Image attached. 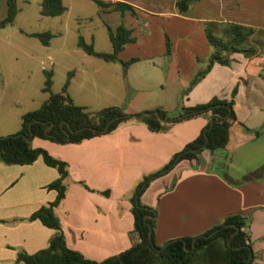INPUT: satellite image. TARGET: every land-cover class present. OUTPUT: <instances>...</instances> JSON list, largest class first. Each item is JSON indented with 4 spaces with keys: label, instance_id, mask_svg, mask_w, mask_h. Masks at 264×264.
Here are the masks:
<instances>
[{
    "label": "crops",
    "instance_id": "crops-1",
    "mask_svg": "<svg viewBox=\"0 0 264 264\" xmlns=\"http://www.w3.org/2000/svg\"><path fill=\"white\" fill-rule=\"evenodd\" d=\"M123 1L131 4L135 11L132 16L137 20L127 25L135 39L125 42L117 56L131 46L134 47L133 51L145 53L125 54L127 58L136 57L126 68L140 60L167 54L164 52L165 24L153 40L143 39L152 36V31L147 28L148 18L167 21L173 27L171 30L175 37L170 36L168 54L174 57L176 68L183 57L179 55V51L183 52L179 50L180 30L176 28L179 23H192L194 26L201 21L210 25L212 32L219 36L223 35L221 28L227 22L253 27L248 42L253 44L256 52L247 56L240 51H230L226 54L227 61H214L180 96L178 105L171 112L160 102V95L152 89V83L147 79L126 82L133 95L129 96L122 108L125 113L136 114L161 107L171 115L179 105L203 102L211 96L228 98L236 83L233 111L237 121L247 129L233 122L223 148L212 153L202 149L195 158L172 163L148 182L139 197L142 203L154 210L152 230L156 243L177 236L200 234L229 214L248 216L243 229L250 239V264H264V170L259 176L240 179L243 173L264 163V159H260L264 155V143L262 146L256 143L264 131V75L259 72L253 74L249 69L261 63L257 55V40L252 35H261L264 41V0H202L208 3L217 1L214 14L200 11L205 5H198L196 10L190 12L200 0H194L182 12L175 10L174 0H171L174 9L149 8L141 0ZM259 43L262 44L261 41ZM189 48L197 52L195 47ZM210 50L211 47H204L202 53L187 55L190 69L195 67L196 60L198 63L205 62ZM150 62L155 65L154 61ZM190 77L191 70L181 73L180 87H184ZM158 88L162 90L163 86L159 85ZM138 93L142 95L137 96ZM204 123L205 118L197 115L151 131L140 120H129L111 132L78 142L58 143L42 137H31L29 141L32 146L43 147L67 162V175L63 180L64 196L54 207L65 244L87 258L99 260L136 241L137 237L132 238L129 233L132 216L128 196L133 185L143 173L165 163L173 152L197 134ZM250 132L253 135H249ZM255 149L261 161L243 162ZM216 160L223 161L224 165L215 166ZM56 175L55 169L44 164L39 157L26 164L0 160V264H12L19 250L30 253L47 245L54 230L37 219H29L28 215L38 205L53 198L55 191L46 188L45 184ZM104 189L108 190L107 194L99 192Z\"/></svg>",
    "mask_w": 264,
    "mask_h": 264
},
{
    "label": "trees",
    "instance_id": "trees-1",
    "mask_svg": "<svg viewBox=\"0 0 264 264\" xmlns=\"http://www.w3.org/2000/svg\"><path fill=\"white\" fill-rule=\"evenodd\" d=\"M93 1L98 7L97 14L105 9L115 10L120 16H123L124 12L135 14L133 6L123 0ZM193 1L174 0V8L177 12L185 11ZM5 3V14L0 18V26L10 22L15 13L14 1L5 0ZM64 9L65 6L61 0L39 1L38 12L43 15H57L63 12ZM102 23L110 42V51L94 49L92 42L85 41L81 34L76 36V45L87 54L104 60H118L123 67H126L136 57L131 56L127 59H120L117 52L125 42L135 39L132 29L125 26L122 21H119L114 27H111L104 20H102ZM203 29L205 40L211 50L204 65L196 70L188 83L180 90L181 96L209 69L214 61H227L226 54L228 52L240 51L247 56L256 52L253 44L248 42V36L254 30L251 26L233 22L224 23L221 28L222 36L214 34L208 24H205ZM258 31L260 30L258 29ZM28 34L37 37L40 43L47 44L53 32L43 30L29 32ZM169 45L168 37L164 36L165 53L169 52ZM42 72L43 80L40 89L48 93L47 98L36 108L26 110L21 114L20 126L16 132L0 136V160L26 164L39 157L44 164L55 169L56 177L45 184L46 188L55 191L53 198L44 204L38 205L28 215L29 219H37L41 224L52 228L54 232L45 247L30 253L23 250L17 251L12 264H244L249 253L250 257L247 264H250L252 260L250 239L243 229V226L247 225L248 216L237 213L226 215L219 223L212 225L200 234L170 238L166 244L159 248L162 243H156L153 239L154 219L151 216L145 218L151 227L152 243L147 238L148 226L143 221V215H153L154 210L138 200V195L147 183L159 175L162 169L168 167L174 159V162L184 158L191 159L197 157L202 149L212 153L216 149L223 148L227 142L229 126L233 122L239 123L242 128L247 129L245 125L237 121L233 111L236 83L232 86L228 98L211 96L203 102L187 106L179 105L171 115L161 107L146 110H156L161 118H169L185 113L167 121L159 120L152 112L143 115L140 121L151 131L161 130L164 124L197 115L205 118V123L197 134L186 141L180 149L173 152L165 163L155 170L143 173L133 185L128 200L130 203L129 212L132 216L131 231L135 232L137 240L115 253L95 260L83 256L81 252L65 244L59 219L54 212V207L64 196L65 184L63 180L67 175V162L50 154L43 147L32 146L29 140L31 137L37 136L58 143L78 142L93 135L111 132L120 124L134 119L125 116L122 106L119 105H108L89 110L84 105L74 103L66 92L72 70L67 71L66 78L58 92L50 91L51 69H43ZM210 114H212V118L209 125L208 116ZM110 118L112 119L107 123ZM203 143L202 148L196 149ZM222 164L224 165L223 161H215V166ZM263 170L264 163L256 169L243 173L240 179L245 180L259 176ZM80 183L89 189L83 182ZM99 192L107 194L108 190L104 189ZM135 195H137L136 201ZM234 226L237 227L236 230H234ZM214 228L217 229L207 235ZM157 248L159 249L157 250Z\"/></svg>",
    "mask_w": 264,
    "mask_h": 264
},
{
    "label": "rangeland",
    "instance_id": "rangeland-1",
    "mask_svg": "<svg viewBox=\"0 0 264 264\" xmlns=\"http://www.w3.org/2000/svg\"><path fill=\"white\" fill-rule=\"evenodd\" d=\"M13 1L15 13L12 20L0 26V136L16 132L20 126L21 114L36 108L47 98L48 93L40 89L43 69H51L50 91L52 92L60 91L67 71L72 70L66 92L74 103L84 105L86 109L94 110L108 105L123 106L129 96L133 95L126 82L147 79V82L152 83V89L160 95V102L167 106L168 112H171L180 101V90L183 88L179 83L181 73L191 70L192 76L205 63L204 61L198 63L196 60L195 67L190 69L187 55L195 51L189 46L195 47L196 54L202 53L204 47L210 48L203 37L204 22L199 21V24L194 26L192 23H179L176 28L180 30L179 50L182 49L183 52L179 51V55L183 56V61L180 62L182 58L179 59L177 68L174 57L168 53L150 59L155 65L150 60L143 59L126 68L118 60H104L85 53L75 41L77 34H81L85 41L92 42L94 49L110 51V42L102 20L111 27L119 21L127 26L135 19L133 14L126 13L120 16L117 11L111 10L100 11L97 14L98 7L93 0H61L66 7L63 12L57 15H43L38 12L40 0ZM141 1L149 8L174 7L171 0ZM216 4L217 1L208 3L200 0L195 5L196 8L194 7L190 12L196 10L198 5H205L206 7H201L200 11L214 14ZM5 9V0H0V18L4 16ZM148 20L147 28L152 31V36H145L144 40L151 41L155 35H159L163 24L167 26L163 36H167L168 39L175 37L171 30L173 27H170L167 21L150 18ZM254 21L259 22V20ZM43 30L53 32L47 44L40 43L37 37L28 34ZM252 37L257 40L256 45L259 50L257 55L261 63L249 69L253 74L259 72L264 75V47H261L264 45L263 37L257 34ZM260 41L261 45H259ZM133 48V46L127 48L124 53L118 54V57L127 58L131 54H145L133 51ZM159 85L163 86L162 90L158 88ZM141 95L137 94V96ZM261 132L262 130L259 133ZM249 135L253 133L250 132ZM256 143L263 145L264 131L257 138ZM260 159L263 160L264 155ZM250 160L261 161L257 149L250 151L243 162ZM139 195L138 200L142 203ZM142 204L149 207L145 203ZM129 233L132 238L136 236L131 230Z\"/></svg>",
    "mask_w": 264,
    "mask_h": 264
},
{
    "label": "water",
    "instance_id": "water-1",
    "mask_svg": "<svg viewBox=\"0 0 264 264\" xmlns=\"http://www.w3.org/2000/svg\"><path fill=\"white\" fill-rule=\"evenodd\" d=\"M151 112H152L153 114H155L156 117H157L159 120H161V121H167V120H170V119H172V118L179 117V116H182L183 114H185V113H180V114H177V115H175V116H173V117H169V118H161V117L157 114V111H156V110H152V111H144V112H141V113H139V114L125 113L124 115H125V116H130V117L133 118L134 120H140V119L142 118L143 115L149 114V113H151ZM211 118H212V114H210V115L208 116L209 125L211 124ZM111 119H112V118H110V119L107 121V123H108ZM107 123H106V124H107ZM105 126H106V125H105ZM203 145H204V143H203L200 147H198V148H196V149L202 148ZM174 161H175V159L172 161V163H174ZM172 163H171V164H172ZM171 164H170V165H171ZM170 165H169V166H170ZM169 166H168V167H169ZM166 168H167V167H166ZM166 168L162 169V171L165 170ZM136 196H137V195H135V201L137 200V199H136ZM149 216L152 217L153 215L144 214V215H143V221H144V222L147 224V226H148L147 238H148V240L150 241V243H152V241H151V227H150V225L147 223V221L145 220V218H146V217H149ZM216 229H217V228L212 229L209 233H207V235L211 234V233L214 232ZM236 229H237V227L234 226V230H236ZM193 239H194V238H193ZM168 241H169V239L166 240V241H164V242L160 245L159 248H161V247H162L164 244H166ZM227 242H228V239H227ZM159 248H157V250H158ZM249 257H250V253L248 254L247 258L245 259L244 264H247V263H248Z\"/></svg>",
    "mask_w": 264,
    "mask_h": 264
}]
</instances>
